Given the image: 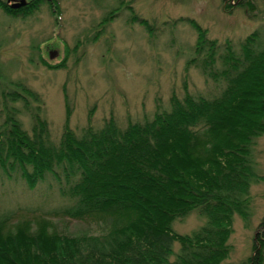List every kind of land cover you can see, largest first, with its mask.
Masks as SVG:
<instances>
[{
    "label": "trees",
    "instance_id": "1",
    "mask_svg": "<svg viewBox=\"0 0 264 264\" xmlns=\"http://www.w3.org/2000/svg\"><path fill=\"white\" fill-rule=\"evenodd\" d=\"M10 1L0 0V9L22 18L43 3L58 6L57 0H26L12 8ZM114 15L100 19L94 37ZM132 19L150 28L144 18L132 14ZM191 22L197 39L188 62L222 84L219 91L206 96L185 89L181 97L171 95L167 108L158 102L151 117L125 127L113 116L100 127L89 121L76 130L66 123L54 140L38 108H29L43 104L35 91L19 80L0 89L10 102L0 123V172L9 178L18 171L30 189L50 176L58 195L70 201L48 212L4 208L0 264H220L228 256L233 214L249 218V188L260 179L252 146L253 137L264 132V44L259 29L236 48ZM25 110L33 117L29 130L20 118ZM192 211L204 224L190 233L175 232L173 222ZM35 212L38 218L101 215L122 222L101 236L12 231L11 221L20 213ZM263 255L256 252L247 264H261Z\"/></svg>",
    "mask_w": 264,
    "mask_h": 264
},
{
    "label": "rangeland",
    "instance_id": "2",
    "mask_svg": "<svg viewBox=\"0 0 264 264\" xmlns=\"http://www.w3.org/2000/svg\"><path fill=\"white\" fill-rule=\"evenodd\" d=\"M242 3L57 0V8L43 3L25 18L0 9V89H10V81L19 80L35 91L43 104L38 102L35 107L30 103L29 108H38L54 140H58L66 123L76 130L89 121L100 127L113 116L125 127L130 121L151 117L158 102L167 108L171 95L181 97L185 89L206 96L219 91L222 84H215L188 62L197 39L191 21L209 38L220 43L230 40L236 48L244 37L259 29L264 44V0ZM111 11H115L112 20L98 38L94 37L100 19ZM132 14L147 20L150 28L130 21ZM9 104L0 90V123ZM29 114L26 110L20 114L27 130L33 123ZM252 157L260 179L249 188V218L233 214L227 239L231 249L220 264H247L256 252L264 253L259 244L264 239V132L253 137ZM56 187L50 176L30 189L18 171L9 178L0 172V212L17 207L48 212L69 205ZM25 214L11 221L13 232L26 227L33 232L70 237L101 236L110 231L112 224L122 222L101 215L74 218L44 213L38 218L37 212ZM204 222V217L192 211L175 220L173 229L186 234ZM174 248H178L177 243Z\"/></svg>",
    "mask_w": 264,
    "mask_h": 264
},
{
    "label": "water",
    "instance_id": "3",
    "mask_svg": "<svg viewBox=\"0 0 264 264\" xmlns=\"http://www.w3.org/2000/svg\"><path fill=\"white\" fill-rule=\"evenodd\" d=\"M25 2H26V0H16V1H14V2H11L10 3V6L12 7V8H17V7H20L21 5H24L25 4Z\"/></svg>",
    "mask_w": 264,
    "mask_h": 264
}]
</instances>
